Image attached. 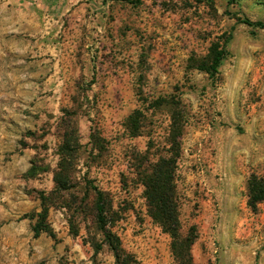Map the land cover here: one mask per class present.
Masks as SVG:
<instances>
[{
    "label": "rangeland",
    "instance_id": "rangeland-1",
    "mask_svg": "<svg viewBox=\"0 0 264 264\" xmlns=\"http://www.w3.org/2000/svg\"><path fill=\"white\" fill-rule=\"evenodd\" d=\"M242 18L264 22V0H0V264H114L91 185L134 264H179L148 216L135 160L166 156L171 137L191 264H264V203L246 205L247 179L264 177V30ZM227 35L216 78L197 71Z\"/></svg>",
    "mask_w": 264,
    "mask_h": 264
},
{
    "label": "trees",
    "instance_id": "trees-1",
    "mask_svg": "<svg viewBox=\"0 0 264 264\" xmlns=\"http://www.w3.org/2000/svg\"><path fill=\"white\" fill-rule=\"evenodd\" d=\"M223 1L229 6L238 4V0ZM127 2L134 4L140 2V0H127ZM240 22L249 28L264 30V22L262 21L253 22L247 18H242ZM231 39L232 36L227 35L217 37L215 41H212L205 57L196 62L195 69L206 74L209 78L215 79L222 62L229 55L227 46ZM142 117L143 115L140 111H135L129 116L127 128L131 137L140 135L141 125L139 124ZM169 142L170 149L165 151L166 156L159 157L155 162H149L143 155L135 156V160L139 163V167L136 168L140 169L137 175L140 177V183L143 187V196L146 201L148 216L161 228L163 233L171 238L172 251L179 264H191L188 250L193 240L182 238L181 236L174 183L180 147L178 141L172 139V137ZM73 152L74 147L71 146V142H67V144H63L61 147L60 161L57 171L53 175V184L57 193H64L70 188L69 167ZM90 188L94 192L93 211L97 230L102 237L100 244L108 247L114 259V264H134L135 261L132 255L122 248L117 235L107 228L113 215L110 201L96 187L91 185ZM246 190V205L252 212H256L257 206L264 203V177L254 174L250 175L246 181ZM48 206L43 208V218L46 216ZM94 246H96L95 249H98L99 245Z\"/></svg>",
    "mask_w": 264,
    "mask_h": 264
}]
</instances>
